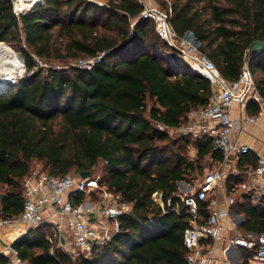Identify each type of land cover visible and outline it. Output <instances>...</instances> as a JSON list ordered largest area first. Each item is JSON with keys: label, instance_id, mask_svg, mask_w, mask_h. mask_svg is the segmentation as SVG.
<instances>
[{"label": "trees", "instance_id": "1", "mask_svg": "<svg viewBox=\"0 0 264 264\" xmlns=\"http://www.w3.org/2000/svg\"><path fill=\"white\" fill-rule=\"evenodd\" d=\"M155 2L179 38L194 35L199 52L227 82H237L248 65L264 100V50L248 52L253 42L264 41V0ZM142 12L138 0L102 6L45 0L16 16L13 0H0V43L17 48L28 76L0 95V216L22 214L34 163L55 177L95 173L103 164L101 185L133 205V213L120 218L118 234L90 258L73 259L57 248L51 225L28 230L13 244L28 264H186L191 214L178 197V183L224 157L208 137L173 138L160 127L178 128L207 108L212 85L175 58L155 23L140 19ZM102 54L92 69L72 66ZM245 112L258 118L261 107L250 100ZM257 162L254 152L241 157L239 175L227 179L230 194ZM71 200L80 204L82 197ZM199 208L207 217L210 202ZM231 213L244 217V234H264V196L254 205L242 195ZM0 264L11 262L0 253Z\"/></svg>", "mask_w": 264, "mask_h": 264}, {"label": "built area", "instance_id": "2", "mask_svg": "<svg viewBox=\"0 0 264 264\" xmlns=\"http://www.w3.org/2000/svg\"><path fill=\"white\" fill-rule=\"evenodd\" d=\"M138 1L143 7L140 19L152 20L161 39L179 52L175 58L180 62L189 60L191 72L209 80L212 85V97L207 108L191 113L187 123L178 128L160 129L171 137H208L212 140L214 150L223 154L224 160L219 169L206 173L196 191L188 186L189 192L178 195L191 214L190 227L184 235V245L188 251L186 264H215L212 249L209 245L205 246L204 242L223 239V221L227 222L231 232L236 233L240 229L239 216L231 213L236 202L235 193L240 197L251 196L254 205L260 203L264 196V157L259 156L256 167L249 169L246 182L232 188L225 208H212V202L209 215L204 218L200 214L199 204L208 201L210 193L217 190L227 177L235 175L241 157L252 152L250 147L232 141L231 135L242 132L246 125L258 122L259 118L235 119L231 116L232 108L235 104L245 108L250 100H254L262 109L264 100L256 90L248 65L243 67L237 82H227L215 64L200 53L190 39L179 38L174 33L168 15L156 5L155 0ZM98 5L102 6L101 3ZM14 12L16 16L23 13L17 11L15 3ZM105 55L79 60L72 66L92 69ZM233 164L235 167H232ZM101 177L95 173L85 179L80 175L55 177L46 173H33L24 183L25 204L22 214L14 219H3L0 216V225L21 223L27 225L28 230L45 224L52 225L57 248L73 259L90 258L95 247L107 245L118 234L120 218L133 213V205L124 201L120 194L102 186ZM72 196H81V203L74 204ZM225 242L222 264L229 262L231 249L239 250L240 264H264V234H236ZM242 250L250 255L243 257L240 252ZM5 255L11 264H28L15 249L10 248V253Z\"/></svg>", "mask_w": 264, "mask_h": 264}, {"label": "crops", "instance_id": "3", "mask_svg": "<svg viewBox=\"0 0 264 264\" xmlns=\"http://www.w3.org/2000/svg\"><path fill=\"white\" fill-rule=\"evenodd\" d=\"M231 116L235 119H240V120L248 117L246 115L245 108H242L239 104H235V106L232 108ZM258 118H259L258 122L249 123L248 125L245 126L242 132L233 133L231 135V139L232 141L240 145H245L250 147L252 152H254L258 157L259 156L264 157V104L262 105L261 113ZM216 165L218 166L217 169H219L220 163ZM232 167H235V165L233 164ZM248 171L246 172V175L244 174V182L247 181ZM235 175L237 176L239 175L238 168H237V173ZM228 178L229 177H227L226 180L222 182L221 186L216 190L217 199L214 201V206L212 205V208L222 209L226 207L227 199L230 195V192H228L227 190ZM222 226H223V236H222L223 239L217 241H211V242H204L205 246L209 245L211 247L215 264H222L224 261L223 248L225 247V243H226L225 240L231 238L232 236L238 233V232L236 233L231 232L229 225L225 221L222 222ZM25 231H28V226L21 223H17L9 228L0 226V253L4 255L9 254L10 247L12 246V244H14L19 238H21L25 233ZM238 256H239V250L231 249V251L228 254L229 262L227 264H240L238 261Z\"/></svg>", "mask_w": 264, "mask_h": 264}, {"label": "bare ground", "instance_id": "4", "mask_svg": "<svg viewBox=\"0 0 264 264\" xmlns=\"http://www.w3.org/2000/svg\"><path fill=\"white\" fill-rule=\"evenodd\" d=\"M39 2L40 0H16V8L19 12L30 10ZM24 71L25 66L22 55L15 52L8 45L0 43V90L4 89L10 82L20 79ZM15 224L17 223L2 227L9 228Z\"/></svg>", "mask_w": 264, "mask_h": 264}, {"label": "rangeland", "instance_id": "5", "mask_svg": "<svg viewBox=\"0 0 264 264\" xmlns=\"http://www.w3.org/2000/svg\"><path fill=\"white\" fill-rule=\"evenodd\" d=\"M45 0H40V2H39V4H41V3H43ZM87 1H92V2H95V3H101L102 5L103 4H105V3H107V0H87ZM13 2L15 3V6H16V0H13ZM156 5L159 7V5H158V3H156ZM160 8V7H159ZM17 9V8H16ZM161 9V8H160ZM162 10V9H161ZM18 11V10H17ZM27 11V10H26ZM25 11V12H26ZM163 11V10H162ZM184 38H185V36H184ZM6 44V43H5ZM6 45H8L11 49H13L15 52H17V53H19L20 54V52L17 50V48L15 47V46H12V45H10V44H6ZM174 49V48H173ZM175 50V55L174 56H178L179 55V52L176 50V49H174ZM21 55V54H20ZM171 55V54H170ZM188 62H189V60H185V62H183V63H185L184 65L186 66V67H189V64H188ZM57 67H60V65H56ZM27 75V72L25 73V76ZM23 78V77H22ZM188 121V120H187ZM179 136H173V138H178ZM187 154L189 155V157L193 160V159H195V156H196V151H195V149L194 148H190V149H188V151H187ZM205 169L203 170V172H196V173H194L193 174V176H192V179L191 180H189V181H184L182 184H179L178 186H179V188H180V191H179V194H181V195H183V193H185V192H189V188H188V186H190V187H193L194 189V191H196L197 189H198V184H199V182H201V180L204 178V176L206 175V173H208V172H210V171H212V170H215V169H217V165L216 164H213V163H211V162H207L206 164H205ZM102 168H103V164H100L99 166H98V168H96V170H95V174H98V175H103V173H102ZM33 173H43V171H42V164H39V163H34V166H33ZM71 175H74V174H71ZM3 190H1V188H0V193L2 192ZM218 195H220V194H218ZM234 197L236 198V200L237 199H239L240 198V195L239 194H237V193H235L234 194ZM217 199V197H216V190L214 191V192H211L210 193V195H209V202H210V205L212 204V202H214L215 200ZM219 199H220V197H219ZM161 206H164V204L162 203V205ZM46 225V224H45ZM238 235H241V236H244L245 234H244V232H242L241 231V229H239L238 230V233H237ZM241 253H243V250L242 251H240Z\"/></svg>", "mask_w": 264, "mask_h": 264}, {"label": "water", "instance_id": "6", "mask_svg": "<svg viewBox=\"0 0 264 264\" xmlns=\"http://www.w3.org/2000/svg\"><path fill=\"white\" fill-rule=\"evenodd\" d=\"M37 5H38V4H37ZM37 5H36V6H37ZM34 7H35V6H34ZM34 7H33V8H34ZM33 8H31V9H33ZM31 9H30V10H31ZM22 12L25 13V10H23ZM185 37H186L187 39H190V40L196 45V47L199 48L200 42L194 37V35H193L191 32H187L186 35H185ZM263 50H264V41H259V40H258V41L253 42V43L250 45V47H249V49H248V52L251 53L252 55H255V54H257V53L262 52ZM22 59H23L24 66H25V71H24V74H23L22 77L27 78L28 76H25V73L27 72V68H26L25 60H24L23 57H22ZM22 77H21V78H22ZM18 80H19V79H18ZM18 80H15V81L10 82L9 84H7V85L5 86L4 89L0 90V95L5 94V93L7 92V90H8L12 85H14ZM92 175H93V172H92V171H85V172H81V173H80V176H81L82 178H84V179H85V178H90V177H92ZM182 183H183V182H179L178 185H179V184H182ZM243 222H244V217H243V216H239V226H241ZM10 248H11V249H14L13 244H12V246H11Z\"/></svg>", "mask_w": 264, "mask_h": 264}]
</instances>
